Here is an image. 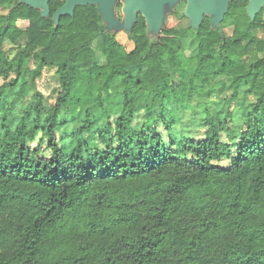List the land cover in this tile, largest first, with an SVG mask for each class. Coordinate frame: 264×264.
Listing matches in <instances>:
<instances>
[{"label": "trees", "instance_id": "1", "mask_svg": "<svg viewBox=\"0 0 264 264\" xmlns=\"http://www.w3.org/2000/svg\"><path fill=\"white\" fill-rule=\"evenodd\" d=\"M64 3L0 0V264H264L263 7L252 20L233 0L218 28L204 15L192 52L140 13L57 21Z\"/></svg>", "mask_w": 264, "mask_h": 264}, {"label": "water", "instance_id": "2", "mask_svg": "<svg viewBox=\"0 0 264 264\" xmlns=\"http://www.w3.org/2000/svg\"><path fill=\"white\" fill-rule=\"evenodd\" d=\"M176 0H127L123 20L126 26H130L140 13L146 20L150 29L154 26L160 28L163 22L164 12L169 3ZM233 0H187L184 14L190 20V26L197 28L204 15L210 16L211 24L218 28L229 3ZM247 14L253 20L259 10L264 6V0H247ZM25 3L40 8L43 15L49 12V0H24ZM116 0H65V3L56 9L54 18L58 21L61 15H72L77 6L87 4L96 5L99 13L110 26L116 21L113 8Z\"/></svg>", "mask_w": 264, "mask_h": 264}, {"label": "rangeland", "instance_id": "3", "mask_svg": "<svg viewBox=\"0 0 264 264\" xmlns=\"http://www.w3.org/2000/svg\"><path fill=\"white\" fill-rule=\"evenodd\" d=\"M126 1L127 0H116V3L114 5L113 13H114V16L119 20H122L125 15ZM186 4H187V0H176V1L169 3L164 12L162 26L171 27V28L176 29L182 35L181 42L184 45V47L187 48V50L194 52L196 48V40L190 36L189 31H188V27L190 26V20L184 14V9L186 7ZM5 11L6 10L0 6V13H4ZM258 17L264 20V6H263L262 11L258 15ZM26 25H27V21H24V20L18 21V26H20L21 28H24ZM231 30L232 29L230 27H227L225 28L224 32L228 36L231 34ZM255 32L257 36L264 39V27L256 30ZM117 34H118V40L125 46L127 50H129L132 47V44L127 38L126 34L123 31H120ZM212 35L216 39L219 36V33L214 31ZM24 42H25V39L20 38V43L23 44ZM93 48L96 51L98 62L104 63L105 60L102 56L100 41L98 39L94 40ZM80 76L84 80L87 79V77L83 74H81ZM3 81L4 80L0 77V85L3 83ZM217 81L220 83L228 82V80L223 77L217 78ZM35 85L38 91H40L44 97L54 96L53 90L58 86V77L55 74L54 69L53 68H43L41 75L38 78H36ZM101 93H102L101 95L104 98L105 103L107 102V100H112L113 104L110 105V107L114 108L115 103L119 99V95L115 94L114 92H107L106 90H103ZM229 94H230V91H226L222 95L228 96ZM149 100L150 98L148 96L147 97L140 96L138 98L139 108H138L136 119L133 121L134 125H141L144 123V120H145L144 116L146 114L145 108L147 107V105H149ZM213 101L217 102L218 98L214 97ZM192 106L193 105H189L188 108L185 110L187 114H190V115L193 114L191 113ZM13 120H14V117L10 119V122H12ZM147 125H150V124L147 123ZM34 144L35 142H31L29 143V146H33Z\"/></svg>", "mask_w": 264, "mask_h": 264}]
</instances>
